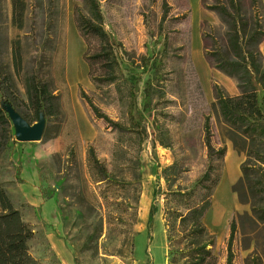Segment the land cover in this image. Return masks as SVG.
<instances>
[{
    "label": "rangeland",
    "instance_id": "1",
    "mask_svg": "<svg viewBox=\"0 0 264 264\" xmlns=\"http://www.w3.org/2000/svg\"><path fill=\"white\" fill-rule=\"evenodd\" d=\"M24 1L25 21L19 30L11 22L10 0H0V66L11 75L16 90L11 98L29 123L37 121L26 105L25 83L32 76L47 84L57 110L45 118L38 142L18 143L12 125L11 131L0 126V185L33 229L30 255L38 264H167L165 198L169 191L191 187L203 173V122L209 117L212 145L225 146L226 154L203 224L214 237L217 264H225L229 223L236 215L248 214L249 207L239 204L232 191L244 157L225 138V127L213 107L215 86L230 96L238 90L233 79L209 63L204 48V43L212 49L225 42L226 26L212 9L223 0H164V4L162 0H97L104 30L118 44L116 57L124 76L137 74L140 92L146 81L151 83L138 169L133 139L120 136L97 118L80 96L83 92L113 122L127 124V105L118 98L116 87L96 88L89 81L85 45L73 14L81 2ZM243 8L250 10L248 1ZM258 49L264 57V40ZM144 58L149 60L146 73L140 67ZM6 99L5 94L2 102ZM141 99L138 95L139 110ZM89 147L115 174L118 186L92 181L86 159ZM228 156L235 165L233 174L227 171ZM172 165L175 172L169 177L174 179L169 185L162 172ZM152 201L158 211L148 237ZM249 226L246 219L238 224L234 264H242L252 251V245L243 250L241 239V231Z\"/></svg>",
    "mask_w": 264,
    "mask_h": 264
},
{
    "label": "trees",
    "instance_id": "2",
    "mask_svg": "<svg viewBox=\"0 0 264 264\" xmlns=\"http://www.w3.org/2000/svg\"><path fill=\"white\" fill-rule=\"evenodd\" d=\"M79 1L81 8H74V23L85 45L83 61L88 67L89 81L96 88L112 85L116 87L118 98L124 99L127 105V124L113 122L106 115L100 114L83 92L80 96L97 118L118 131L120 136L125 135L133 139L137 148L134 164L138 169V152L145 138L142 129L143 113L150 110L151 83L146 81L144 89L140 92V77L133 72L128 77L124 76L116 57L118 44L104 30L99 2ZM244 1L223 0L217 7L212 8L226 26V39L223 45L216 43L212 49H208L204 43V48L209 63L217 71L233 79L238 90L237 95L230 96L219 87H214L213 107L225 127V138L230 141L233 150L244 157L239 166L240 178L232 186V191L236 194L239 204L249 207L248 214L236 215L229 223L225 264H234L233 245L238 234V224L243 219L250 225L248 229L241 231L243 250H249L252 245V251L245 256L242 264H264V57L258 49L264 40V12L261 0H246L249 11L244 10ZM50 2L53 3V0ZM162 2L164 4V0ZM10 5L12 25L21 30L25 21L26 2L10 0ZM17 49L19 43L14 44L13 51L16 67L19 64ZM140 67L142 72L146 73L149 60L142 59ZM0 78V126H8L11 131V122L3 105L9 104L18 112L11 98L15 97V85L11 75L3 72L1 66ZM25 91L26 105L37 120L41 113L46 118L53 116V111H57L55 97L47 84L38 78L30 77L25 83ZM5 94L8 99L2 102ZM138 95L142 98L141 110L137 107ZM22 118L29 123L25 117ZM3 132L6 134L7 130ZM203 133L206 148L203 173L191 187L169 191L165 198L163 213L167 264H217L212 253L215 240L204 226L203 218L211 207V197L221 178L226 147L215 148L212 145L209 117L204 119ZM158 141L161 146L164 145L160 137ZM86 159L94 183L119 185L115 174L108 171L97 159L92 147L88 148ZM172 172H175L174 165L162 172L165 182L169 185L171 179H174L169 177ZM156 196L154 193L153 201ZM153 201L146 222L148 237L154 215L158 211ZM33 235V229L23 220L21 212L13 206L0 185V264H38L28 248Z\"/></svg>",
    "mask_w": 264,
    "mask_h": 264
},
{
    "label": "water",
    "instance_id": "3",
    "mask_svg": "<svg viewBox=\"0 0 264 264\" xmlns=\"http://www.w3.org/2000/svg\"><path fill=\"white\" fill-rule=\"evenodd\" d=\"M3 109L7 114L14 130V140L18 143H34L42 139L45 129V118L41 113L38 120L29 124L9 104H4Z\"/></svg>",
    "mask_w": 264,
    "mask_h": 264
},
{
    "label": "bare ground",
    "instance_id": "4",
    "mask_svg": "<svg viewBox=\"0 0 264 264\" xmlns=\"http://www.w3.org/2000/svg\"><path fill=\"white\" fill-rule=\"evenodd\" d=\"M226 161H227V171H228V174H233L234 173V169H235V165H234L233 159L228 156V157H226ZM145 205H147V204L145 203ZM142 206H143V202L140 201V208H142ZM143 211H145V210H143Z\"/></svg>",
    "mask_w": 264,
    "mask_h": 264
}]
</instances>
